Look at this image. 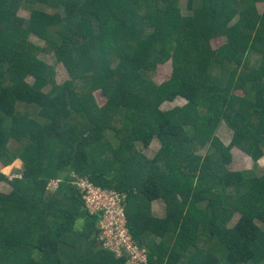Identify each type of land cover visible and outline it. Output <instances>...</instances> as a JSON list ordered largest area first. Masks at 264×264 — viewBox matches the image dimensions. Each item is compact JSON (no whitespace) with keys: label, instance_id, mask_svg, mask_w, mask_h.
<instances>
[{"label":"trees","instance_id":"obj_1","mask_svg":"<svg viewBox=\"0 0 264 264\" xmlns=\"http://www.w3.org/2000/svg\"><path fill=\"white\" fill-rule=\"evenodd\" d=\"M181 1L0 0V161L23 173L0 171L14 187L0 191V264H126L101 248L77 177L127 196L147 264H264V170L226 169L233 147L264 157V0H187V16ZM43 53L71 81L59 86ZM169 62L171 79L155 84ZM177 99L186 105L159 109ZM223 123L229 146L215 134ZM154 139L162 149L148 159L138 148ZM50 180L62 184L47 199Z\"/></svg>","mask_w":264,"mask_h":264},{"label":"rangeland","instance_id":"obj_2","mask_svg":"<svg viewBox=\"0 0 264 264\" xmlns=\"http://www.w3.org/2000/svg\"><path fill=\"white\" fill-rule=\"evenodd\" d=\"M179 10L181 11V14L184 16L188 15L187 11V0H182L180 3ZM49 12H53L50 10V8L47 9ZM259 11L263 14L264 13V3L259 4ZM18 16L20 18L24 19H30L31 18V11L27 10L26 8H22L20 10ZM29 41L32 43L38 45L41 49L45 47V40L38 37L35 34H32L29 37ZM213 45L215 48H218L223 45V41L216 40L213 41ZM39 59L46 63L48 66H51L55 70V81L59 86H62L63 84L71 81V74L68 68L63 64H58L54 55H49L47 53H43L39 55ZM172 75V62H169L168 64L164 66H160L157 69V72L153 78V81L157 85H162L165 82L169 81L171 79ZM28 82L31 85L35 84V80L33 78H29ZM50 88L45 90V93L50 92ZM239 95H243V93H239ZM247 95H244L243 97H246ZM95 101L99 107H103L106 104V98L102 94V92H97L94 94ZM186 105V101L183 99H177L174 103L166 102L164 104H160L159 109H161L163 112H169L174 110L175 108H181ZM23 109V108H22ZM29 113L33 115L35 118L38 116V110L30 109ZM216 136L221 140V142L229 146L232 141L233 132L230 128H228L224 123L220 125V127L216 131ZM161 143L158 139H154L151 146L148 149L142 148V146H139V151L143 155H145L148 159H153L157 153L160 151ZM212 148L209 146H206L204 149L199 151V154L201 155H207L212 152ZM231 154V162L226 165V169L228 171H249L253 173L254 175L260 176L262 171L264 170V157H262L260 160H255L253 157L247 155L237 147H233L230 151ZM21 164H14L12 166L6 167L3 165V163L0 161V171H2L4 174H6L10 180H14L15 178H21L23 176V173L21 172ZM199 175V174H198ZM56 190L54 186H48V192H47V199L50 198L51 195ZM0 191L4 194H11L14 191L13 185H11L10 182H3L0 185ZM58 191V190H57ZM151 210L152 213L159 218L165 217L166 214V206L165 203L162 200H159L157 202H154L151 204ZM240 215L235 214L231 222L228 224L229 227H233L236 222L239 220ZM85 222L83 219H79L77 221L76 225V232L80 233L84 230ZM95 252H97V249H94ZM262 264V263H260Z\"/></svg>","mask_w":264,"mask_h":264},{"label":"built area","instance_id":"obj_3","mask_svg":"<svg viewBox=\"0 0 264 264\" xmlns=\"http://www.w3.org/2000/svg\"><path fill=\"white\" fill-rule=\"evenodd\" d=\"M61 184V180H51L48 186H54V191H57ZM72 184L80 189L85 210L99 219L101 248L125 259L126 264H147L146 249L137 244L128 227L127 196L115 190L98 188L85 177H77Z\"/></svg>","mask_w":264,"mask_h":264},{"label":"clouds","instance_id":"obj_4","mask_svg":"<svg viewBox=\"0 0 264 264\" xmlns=\"http://www.w3.org/2000/svg\"><path fill=\"white\" fill-rule=\"evenodd\" d=\"M51 181V180H50Z\"/></svg>","mask_w":264,"mask_h":264}]
</instances>
